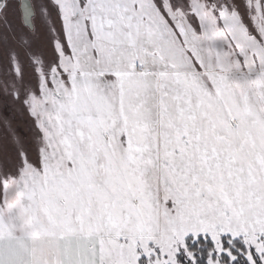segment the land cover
<instances>
[{
    "label": "snow or ice",
    "instance_id": "1",
    "mask_svg": "<svg viewBox=\"0 0 264 264\" xmlns=\"http://www.w3.org/2000/svg\"><path fill=\"white\" fill-rule=\"evenodd\" d=\"M0 264H264V0H0Z\"/></svg>",
    "mask_w": 264,
    "mask_h": 264
},
{
    "label": "rangeland",
    "instance_id": "2",
    "mask_svg": "<svg viewBox=\"0 0 264 264\" xmlns=\"http://www.w3.org/2000/svg\"><path fill=\"white\" fill-rule=\"evenodd\" d=\"M11 107L5 105L2 101H0V116L11 115Z\"/></svg>",
    "mask_w": 264,
    "mask_h": 264
}]
</instances>
